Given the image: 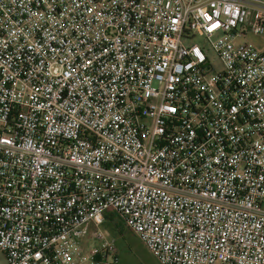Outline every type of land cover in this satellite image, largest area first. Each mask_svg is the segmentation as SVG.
Masks as SVG:
<instances>
[{
	"label": "built area",
	"instance_id": "obj_1",
	"mask_svg": "<svg viewBox=\"0 0 264 264\" xmlns=\"http://www.w3.org/2000/svg\"><path fill=\"white\" fill-rule=\"evenodd\" d=\"M108 213L158 264H264V0H0L6 264H119Z\"/></svg>",
	"mask_w": 264,
	"mask_h": 264
},
{
	"label": "rangeland",
	"instance_id": "obj_2",
	"mask_svg": "<svg viewBox=\"0 0 264 264\" xmlns=\"http://www.w3.org/2000/svg\"><path fill=\"white\" fill-rule=\"evenodd\" d=\"M252 42L256 43L252 39ZM210 61L215 69H220L221 65L211 52L208 53ZM104 228V227H103ZM105 229V228H104ZM106 230V229H105ZM112 237L111 233L107 231ZM119 253L121 264H158L156 259L145 249L142 243L128 230L117 237H112ZM0 264H6L0 252Z\"/></svg>",
	"mask_w": 264,
	"mask_h": 264
},
{
	"label": "trees",
	"instance_id": "obj_3",
	"mask_svg": "<svg viewBox=\"0 0 264 264\" xmlns=\"http://www.w3.org/2000/svg\"><path fill=\"white\" fill-rule=\"evenodd\" d=\"M103 227L111 233L112 237H117L124 231L123 225L112 213L107 214Z\"/></svg>",
	"mask_w": 264,
	"mask_h": 264
},
{
	"label": "crops",
	"instance_id": "obj_4",
	"mask_svg": "<svg viewBox=\"0 0 264 264\" xmlns=\"http://www.w3.org/2000/svg\"><path fill=\"white\" fill-rule=\"evenodd\" d=\"M126 230V229H125ZM118 257H119V253H118ZM119 259V264H121V262H120V258H118Z\"/></svg>",
	"mask_w": 264,
	"mask_h": 264
}]
</instances>
